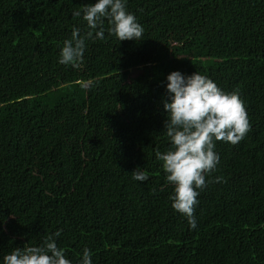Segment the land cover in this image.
<instances>
[{
  "label": "trees",
  "instance_id": "16d2710c",
  "mask_svg": "<svg viewBox=\"0 0 264 264\" xmlns=\"http://www.w3.org/2000/svg\"><path fill=\"white\" fill-rule=\"evenodd\" d=\"M93 2L0 0V259L60 230L72 264L84 248L93 264H264V0H128L143 41L105 32L79 69L59 64ZM172 71L238 91L251 125L216 142L195 229L156 158Z\"/></svg>",
  "mask_w": 264,
  "mask_h": 264
},
{
  "label": "clouds",
  "instance_id": "9594fccd",
  "mask_svg": "<svg viewBox=\"0 0 264 264\" xmlns=\"http://www.w3.org/2000/svg\"><path fill=\"white\" fill-rule=\"evenodd\" d=\"M128 0H94L81 11L73 12L86 22L88 31L81 35L73 27L71 37L63 41L58 63L79 69L89 40L103 41L105 32L122 41H143L144 28L137 17L128 11ZM107 21V28H105ZM166 99L163 109L167 119L164 134L170 147L157 152L166 181L173 186L169 197L172 208L184 216L191 229L197 227V199L208 183L206 177L217 170L220 156L216 142L237 144L251 129L244 101L238 91L226 92L212 79L197 72L186 75L172 71L166 77ZM138 167L131 175L141 183L149 176ZM214 182L222 183V177ZM61 231L47 235L40 246L14 248L0 259V264H72L65 250L57 245ZM78 264H93L92 252L84 248Z\"/></svg>",
  "mask_w": 264,
  "mask_h": 264
}]
</instances>
